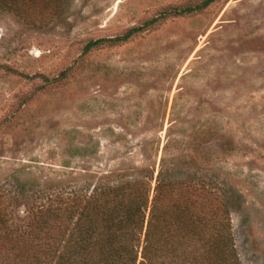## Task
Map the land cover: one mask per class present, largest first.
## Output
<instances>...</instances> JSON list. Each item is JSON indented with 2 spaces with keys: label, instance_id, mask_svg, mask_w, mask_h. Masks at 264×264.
Segmentation results:
<instances>
[{
  "label": "rangeland",
  "instance_id": "obj_1",
  "mask_svg": "<svg viewBox=\"0 0 264 264\" xmlns=\"http://www.w3.org/2000/svg\"><path fill=\"white\" fill-rule=\"evenodd\" d=\"M202 1L0 10V196L20 191L14 217L46 193L151 174L154 186L170 170L226 193L239 263L264 264V0H220L83 51Z\"/></svg>",
  "mask_w": 264,
  "mask_h": 264
},
{
  "label": "trees",
  "instance_id": "obj_2",
  "mask_svg": "<svg viewBox=\"0 0 264 264\" xmlns=\"http://www.w3.org/2000/svg\"><path fill=\"white\" fill-rule=\"evenodd\" d=\"M218 1L166 10L120 36L90 41L83 51L125 44L168 17L200 13ZM38 6L42 0H0V10L18 16ZM176 175L162 171L154 186L151 174L95 187L90 195L46 193L19 217L20 191L0 196V264H240L232 201L220 189Z\"/></svg>",
  "mask_w": 264,
  "mask_h": 264
}]
</instances>
